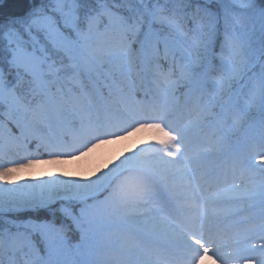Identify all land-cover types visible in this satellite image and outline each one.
Segmentation results:
<instances>
[{"label": "snow or ice", "instance_id": "obj_1", "mask_svg": "<svg viewBox=\"0 0 264 264\" xmlns=\"http://www.w3.org/2000/svg\"><path fill=\"white\" fill-rule=\"evenodd\" d=\"M13 2L0 264H264V0Z\"/></svg>", "mask_w": 264, "mask_h": 264}, {"label": "rangeland", "instance_id": "obj_2", "mask_svg": "<svg viewBox=\"0 0 264 264\" xmlns=\"http://www.w3.org/2000/svg\"><path fill=\"white\" fill-rule=\"evenodd\" d=\"M138 136H144L146 139L150 138V134L147 132L138 134ZM134 140L137 143L139 142L137 137H132L118 144L105 146L102 149L98 150L97 153L92 157L83 158L80 160H68L65 163L57 166L43 165L42 169L38 171H35L33 169L25 170L22 174L14 177V180L20 184L32 183L36 179L42 178L46 173L49 172H53L57 175L59 174V172H64L67 177H78L83 174L89 167L93 166L97 160L104 158L106 154H110L113 151H117L118 149L125 147V145H132L133 147H135V144H133ZM8 186L11 187L13 185Z\"/></svg>", "mask_w": 264, "mask_h": 264}, {"label": "trees", "instance_id": "obj_3", "mask_svg": "<svg viewBox=\"0 0 264 264\" xmlns=\"http://www.w3.org/2000/svg\"><path fill=\"white\" fill-rule=\"evenodd\" d=\"M15 5L13 0H0V12L8 13L11 11H15ZM43 165L37 166L33 170L38 171L42 169Z\"/></svg>", "mask_w": 264, "mask_h": 264}, {"label": "bare ground", "instance_id": "obj_4", "mask_svg": "<svg viewBox=\"0 0 264 264\" xmlns=\"http://www.w3.org/2000/svg\"><path fill=\"white\" fill-rule=\"evenodd\" d=\"M55 166H57V165H55Z\"/></svg>", "mask_w": 264, "mask_h": 264}]
</instances>
